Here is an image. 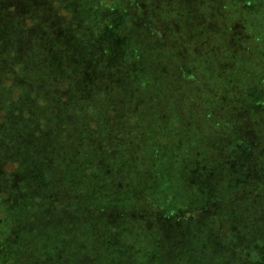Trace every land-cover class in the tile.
I'll list each match as a JSON object with an SVG mask.
<instances>
[{
	"label": "rangeland",
	"instance_id": "obj_1",
	"mask_svg": "<svg viewBox=\"0 0 264 264\" xmlns=\"http://www.w3.org/2000/svg\"><path fill=\"white\" fill-rule=\"evenodd\" d=\"M105 1L110 2L104 0L103 4ZM160 1L153 9H144L139 14L140 21L151 27L147 37L154 40L152 48L158 51L159 59L135 64L136 73L143 75L134 80H126L129 76L126 66L115 69L121 60L120 54L115 56L112 51L120 50L104 42V39H115L114 35H107L109 21L100 20L97 15L102 12V5L101 11L95 14L94 8H88L84 0H74V9L66 12L61 8L64 7L62 3L66 5L70 0H60V5L52 3L57 10L56 19L38 12L48 25L56 26L54 30L65 40L75 36L76 32L79 37L95 32L93 47L100 55L97 52L91 54L90 49L83 52L80 48L79 53L82 61L91 64L94 72L101 74L104 71L111 77L110 98L113 97L119 105H130L133 116L125 120L124 136L139 140L140 153L137 151V154L142 156L148 150L152 133L149 131L146 136L144 130L150 129L159 120L167 121L168 128L163 134L165 140L161 138L165 143L163 157L175 165L162 171L158 179L149 181H144L148 169L142 163L136 166V171L124 169L127 178L123 182L119 180L120 186L114 183L111 189L108 188L117 204L112 205L111 200L101 198L98 190H87L89 200H96L98 207L110 205L113 211L118 209L128 217H58L60 188L57 190L54 216L36 217L30 205L24 209L18 203V207H14L16 202L12 198L20 200L25 195L22 187L18 186L17 194L15 190L8 192L6 200L10 217L0 215V232L7 231V226L15 220H23L25 229H13V235L17 237L24 233V240L37 256L40 255L38 260L42 264H102L104 261L93 259L96 250L108 253L106 264H230L229 247L216 243L214 230V225L224 219L219 217L218 211L227 199L225 190L219 187L225 176L222 163L227 160L221 146L228 147V133L235 136V133L242 132L264 147V0ZM28 4L27 1L21 8L34 13ZM13 10L10 6L7 12L12 13ZM61 22L66 29L57 26ZM108 50H111L110 55L105 54ZM65 53L77 56L75 51ZM219 62L229 65L230 70L224 76L227 81L228 76L232 77L229 83L232 84L233 102L229 112L221 119L220 126L213 128L200 117L194 105L184 103L181 99L184 89L187 92L192 89L190 86L174 87L172 74L177 76L178 72H193L205 84L219 86ZM167 65L174 68L167 70ZM247 68H252V72L246 73ZM118 94L120 96L117 97ZM164 95H173L171 104ZM182 106L186 108V120H177V125H174L169 117L170 111ZM112 127H115L113 123L107 131L112 132ZM119 131L121 136L122 130ZM132 142L127 141V146H131ZM199 149H203L208 156L206 163L201 164L198 157H192V151L199 152ZM231 159L234 160L233 157ZM183 160L185 164H182ZM233 163L231 160V165ZM9 167L13 169L9 164L7 171ZM242 171L250 181H258L259 177H255L251 169L243 167ZM231 172L235 174L236 170L231 168ZM11 173L13 171L7 174ZM77 175L75 166L73 176L76 178ZM40 177L47 184L51 182L46 170ZM233 180L228 181V185H232ZM95 196L98 197L95 199ZM30 202L36 203L35 200ZM1 203L3 206L4 202ZM143 208H150L147 209L148 214ZM24 211L25 217H21ZM149 214L153 217L146 216ZM209 214L215 216L209 217ZM200 215L202 217H197ZM230 218L237 225L236 218ZM245 221L246 217H242L239 227ZM254 260L250 263L244 256L236 264H260L259 260Z\"/></svg>",
	"mask_w": 264,
	"mask_h": 264
},
{
	"label": "trees",
	"instance_id": "obj_2",
	"mask_svg": "<svg viewBox=\"0 0 264 264\" xmlns=\"http://www.w3.org/2000/svg\"><path fill=\"white\" fill-rule=\"evenodd\" d=\"M27 1L34 13L21 8ZM73 1L66 5L61 2L64 6L61 8L66 12L72 11ZM56 2L60 5V0H0V215L10 217L6 196L14 190L17 194L20 186L25 195L20 200L12 198L16 202L14 207L17 208L18 203L24 209L30 205L36 217L54 216L59 188L58 217H128L123 211H113L110 205L98 207L96 200H89L87 190H98L101 198L111 200L112 205L117 204L108 188L111 189L114 183L120 186L119 180L123 182L127 178L124 169L136 171V166L142 163L148 169L144 181H149L158 179L165 169L175 167L173 162L168 163L163 157L165 143L162 139L165 140L163 134L168 122L159 120L150 129L144 130L146 136L149 131L152 132L148 150L142 156L137 154V151L140 153L139 140L126 138L123 133L127 126L125 120L133 116L130 105H119L113 97L110 98L111 77L104 71L101 74L94 72L91 64L81 59L79 48L83 52L90 49L91 54L97 52L100 55L93 47L95 32L81 37L76 32L75 36L65 40L54 30L56 26L48 25L42 15H38V12H44L55 18L57 10L52 3ZM84 2L88 8H94L95 14L101 11L102 5V12L97 15L100 20L109 21L107 35H114L115 39H104V42L120 50L112 51V54H120L121 61L115 69L126 66L129 72L126 80L143 75L136 73L135 64L159 59L158 51L152 48L154 40L147 37L151 27L140 21L139 14L144 9H153L160 0H110L109 3L105 1L107 5L103 4L104 0ZM10 6L14 9L12 13L7 12ZM57 26L65 27L62 22ZM65 51H75L77 56ZM110 51L105 54L110 55ZM165 68L170 70L174 67L167 65ZM218 70L219 86L205 84L193 72H178L177 76L171 73L174 87L190 86L192 89L189 92L184 89L181 97L184 103L194 105L200 117L213 128L220 126L221 119L229 112L233 102L232 84L229 83L232 77L228 76L227 81L224 76L230 70L229 65H221ZM245 72H252V68H247ZM163 77L166 78L165 75ZM259 78L263 82L262 77ZM160 90L158 96L161 95ZM163 97L171 104L173 95ZM186 115V108L182 106L172 108L169 117L177 125V120H186ZM112 123L115 127L108 132L107 127H111ZM119 129L122 130L121 136L118 135ZM228 135V147L221 146L227 160L222 163L225 176L219 186L225 190L227 199L218 211L219 217L224 219L214 225L215 241L229 247L230 264L240 262L244 256L250 263L257 259L264 264V147L242 132ZM127 141H133L131 146H127ZM136 145L138 147L134 148ZM192 157H198L199 163L203 164L208 156L203 149H199V152L192 151ZM231 160L234 161L232 165ZM9 164L13 169L9 167L7 171ZM182 164H185L184 160ZM75 166L78 172L76 178L73 176ZM243 167L251 169L254 176L259 177L258 181L247 179ZM231 168L236 170L235 174H232ZM44 170L51 181L48 184L40 177ZM232 179L236 181L228 185ZM6 187L9 190H5ZM30 200H35V205ZM147 209L150 208H143L145 214H148ZM146 216L153 217L150 214ZM213 216L209 214V217ZM21 217H25V211ZM230 217L236 218L237 225ZM242 217H246V221L239 227ZM24 223L17 219L7 226V231L0 232V264L43 263L38 260L40 255L37 256L29 248L24 233L17 237L13 235V229H25ZM115 243L117 245L119 240ZM107 257L108 253L104 251L93 253V259L104 261L102 264H106Z\"/></svg>",
	"mask_w": 264,
	"mask_h": 264
}]
</instances>
